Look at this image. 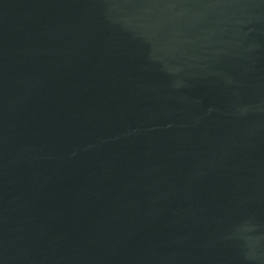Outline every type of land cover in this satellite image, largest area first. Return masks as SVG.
<instances>
[{"label": "water", "instance_id": "water-1", "mask_svg": "<svg viewBox=\"0 0 264 264\" xmlns=\"http://www.w3.org/2000/svg\"><path fill=\"white\" fill-rule=\"evenodd\" d=\"M0 264H264V0H0Z\"/></svg>", "mask_w": 264, "mask_h": 264}]
</instances>
